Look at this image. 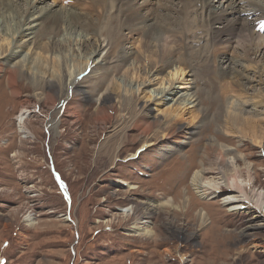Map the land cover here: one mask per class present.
Instances as JSON below:
<instances>
[{
  "label": "rangeland",
  "instance_id": "374dc122",
  "mask_svg": "<svg viewBox=\"0 0 264 264\" xmlns=\"http://www.w3.org/2000/svg\"><path fill=\"white\" fill-rule=\"evenodd\" d=\"M44 1L59 7L79 6L75 0ZM128 1L137 6L148 1L146 10L153 11L148 23L164 22L160 3L166 0ZM210 1L215 5L220 2L225 7L228 5L226 0ZM250 1H258L259 5L264 3V0ZM19 2L22 10L27 7L24 1ZM192 7L197 10L193 11ZM202 7V2L188 7L192 9L190 17L195 29L200 24ZM10 13L16 15L15 11ZM16 18L8 19V22L1 19V27L14 25ZM185 31L187 36L183 44H186L187 51L201 49L199 56L192 59V64L199 66V69L193 67L198 70H195L198 82L195 88L190 89L184 81L186 74H176L174 83L182 91L199 90L203 99L201 108L209 112L203 119L199 111L189 110L180 122L186 127L202 125L188 142L166 154L163 153L166 144L162 143L140 149L142 137L138 130L130 129L113 166L99 156V148L112 133V126L96 121L98 98L109 89L113 100L120 102L129 83L149 80L145 65L156 62L155 57L143 54L138 36L127 44L131 55L125 62L115 49L108 53L110 47L113 44L117 46V43L100 33L101 42L104 45L109 43L100 54L107 61L105 67L96 69L95 76L80 82V91L89 97L83 104L81 120L78 121L62 114L64 108L61 103L39 100L38 105L28 106V132L20 133L18 117L22 114V102L25 96L41 93V88L36 89L31 84L29 73L19 78L21 94L14 95L7 83L8 68L0 74V264H264V231L255 227L249 230L251 237L242 235L250 221L253 225L259 222L253 216L254 211L240 206L241 203L221 204V198L201 200L189 185L193 172L207 154L206 143L215 136L218 142L238 148V152L246 156L256 174L255 187L264 192V104L261 106L264 81H260L256 64L252 61L245 62L243 66L252 79V82H247L246 91L235 86L229 78L216 79L213 73L205 74L202 64L206 59L213 62L221 55L223 46L216 42L218 53L208 56L213 52L209 30ZM8 42L1 40L4 46ZM39 51L40 62L47 70L40 76L50 79L54 74L57 81L53 82L59 90L57 65L60 58L44 53L43 49ZM67 63V67L75 72L85 65L88 72L91 65L90 60L77 55H67ZM126 63H129V68L125 67ZM183 65L188 69L186 63ZM106 69L111 74L99 86V74ZM162 75H166V71L154 80L149 89L157 87ZM62 99L58 97L57 102ZM134 100L138 108L151 105V117L164 120V108L168 105L157 106L154 98L145 91L138 92ZM247 101L252 105L247 106L249 112L243 115V119L247 120L245 122H258L262 146L254 144L249 133L237 132L224 121L232 111L231 107ZM219 106L223 108L224 116L223 121L216 122ZM252 108L260 114L252 115ZM52 120L58 125L55 132L49 129L48 124ZM216 134H220L219 137ZM134 152L136 156L130 158ZM240 163L243 165L244 161ZM189 198L195 204L193 214L189 211L192 206ZM131 206H134L132 213L124 214L122 210ZM201 207H206L212 216V220L208 218L205 224L196 215ZM146 210H149L147 214ZM262 211L264 213V209ZM148 230L152 232L149 236Z\"/></svg>",
  "mask_w": 264,
  "mask_h": 264
},
{
  "label": "bare ground",
  "instance_id": "6f19581e",
  "mask_svg": "<svg viewBox=\"0 0 264 264\" xmlns=\"http://www.w3.org/2000/svg\"><path fill=\"white\" fill-rule=\"evenodd\" d=\"M23 1L24 6L27 7L22 10L19 0H0V20L7 21L11 18L14 20L17 16L14 25H7L8 27L3 28L0 25V74L8 68L7 83L14 95L21 94L18 86L19 78L26 74L29 75V73L31 84L36 89L41 88V93H37L35 96H25L22 102V114L18 117L20 133L28 132L26 124L27 113L30 112L28 106L38 105L39 100L54 104L61 103L64 108L63 113L61 112L63 115L71 116L75 121L81 120L83 104L89 95L80 91V82L82 79L92 77L99 66L105 67L107 61L106 57L101 58L100 54L108 47L109 43L104 45L101 42L100 33L111 39L112 42L114 39V42L117 43L115 47V44L112 43L108 53L115 49L125 62H128L129 55H131V52L127 50V44L131 43L135 36H138L143 54L148 57L150 55L149 58H156V62H150L148 66L145 65L146 68L144 67V71L150 75L149 80L129 83V88H125L124 91L127 93H124L120 102L113 100L109 89H106L98 98L99 104L96 107L95 119L98 123H109L112 126V133L99 148V156H103L106 163L112 166L119 158V153L126 143L125 140L130 129L138 130V134L142 137L143 143L140 149L155 143H162L166 144L164 145L166 149L163 152L166 154L178 150V147L188 142L202 125L198 123L195 127H186L180 122L189 110L199 111L203 119L207 117L209 111L201 108L203 99L199 90L189 91L195 88V84L198 82L196 69L193 67L199 69V66L192 64V59L198 55L201 49H191L193 51L190 53L187 51L186 44H183L187 36L185 30L189 32L198 29L209 30L208 36L213 43L214 53L209 52L208 56L218 53L215 48L216 42L219 41L218 43L223 46V49L221 48L223 52L221 51V55L217 56L218 60L216 58L210 62L206 59V62L202 64L205 74L213 73L216 79L229 78L235 86L246 91V86L252 82V79L245 73L243 66H245V62L252 61L256 64V73L260 81H264L263 2H261L262 5H259L258 1L226 0L228 5L225 7L221 5V2L219 5H215L210 0H166L163 3L159 2L164 10V13H160L164 22L152 24V22L148 23L151 13H153L152 10V12L146 10L148 1L145 5L137 6L136 3H131L128 0H75L77 6H80L75 8L65 5L59 7L45 3L44 0H21V3ZM198 2L203 3L201 17H205H202L203 20L200 17V24L195 29L190 17L194 7L191 10L188 7L192 4L194 6ZM11 11H15L16 15L11 14ZM111 11L113 14L115 11L116 14L119 13L117 15L110 14L107 19V15ZM8 13L11 15H7ZM106 19L107 22L103 25V21ZM125 30L127 32H124ZM44 38L47 41L43 42ZM1 40L9 42L4 46ZM39 49L60 58V64L57 65L59 90L53 82L56 80L54 74L50 79L40 76V73H47V70L42 66L38 57L41 55ZM178 53L179 57L175 58ZM67 55H77L90 60V70L87 72V65H85L82 69H78V72L71 71L70 67H67ZM185 63L188 65H186L188 69L184 68L183 64ZM226 63L228 65L223 66ZM132 64L130 63V65ZM125 67L129 68V63H126ZM165 71L166 75L159 78L157 87L149 89L154 80ZM110 74L109 69H106L99 74V77L96 75L99 79L98 85L102 86ZM176 74H186L184 81L189 84L190 89L182 91L181 87L175 86ZM144 91L150 93V97L154 98L157 106L168 105L164 108L166 114L164 120L151 117L149 113V109H152L151 105L144 108L137 107L134 98L138 92ZM58 97L63 99L57 102ZM215 99L216 97L213 96V100ZM261 102H263L261 103L263 106L264 100ZM251 105L248 101L236 103L235 106L233 105L234 107H231L233 109L228 112L224 121L230 125L229 128H233L237 132L249 133L252 135L250 137L254 138V144L262 146L264 136L262 139V136L258 134V122L252 120L248 123L245 122L246 119H243V115L249 112L247 106ZM250 112L256 116L260 114L255 108H252ZM223 116V108L219 106L215 121H223ZM54 121H50L48 125L49 129L55 132L58 125ZM217 125L220 127L219 123ZM218 131L220 130L218 129ZM216 135L219 137L220 134ZM215 138V136L211 137L206 143L207 154L202 157L198 168L193 172L189 185L201 200L221 198V204L236 202L241 203L240 206L253 210L255 213L253 216H256L259 222L253 225L250 221L242 233L244 236L251 237L252 234L249 230L252 228L256 227L264 231V213L262 211L264 209V192L255 187L256 174L253 164L246 160V156L238 152V148L220 143ZM211 155L212 159H210ZM135 156L136 152L131 154L130 158ZM241 160L244 161L243 165L240 163ZM242 178L248 182L242 181ZM188 200L191 202V198ZM133 209L134 206H131L122 211L129 215ZM195 209V204H192L189 210L191 214L195 213ZM149 210H146L145 214ZM196 215L201 218L202 224H205L208 218L212 220L206 207H201ZM221 219L222 217L219 221ZM30 221L34 224L32 220ZM146 233L148 236L152 234L149 230Z\"/></svg>",
  "mask_w": 264,
  "mask_h": 264
}]
</instances>
